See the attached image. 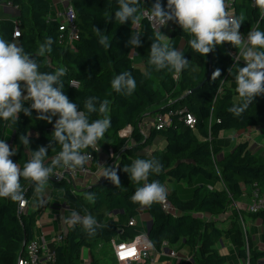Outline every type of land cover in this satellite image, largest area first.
Instances as JSON below:
<instances>
[{
    "label": "trees",
    "instance_id": "16d2710c",
    "mask_svg": "<svg viewBox=\"0 0 264 264\" xmlns=\"http://www.w3.org/2000/svg\"><path fill=\"white\" fill-rule=\"evenodd\" d=\"M146 1L155 3V0ZM1 3L15 7L18 14L15 19H0V38L12 42V33L17 27L21 33L18 43L37 59L40 71L54 72L58 67H65L67 75L63 77V92L80 110H84V101L91 96L101 102L109 101L106 115L111 119V127L98 140L99 151L89 147L84 152L91 153L97 161V157L110 148L112 156L106 158L103 166L117 168L120 184L115 185L103 178L78 191L70 182L49 178L53 190L63 191L62 197L71 209L82 216L91 215L97 221L94 233H89L81 223L71 227L66 224L61 239L53 241L52 264H80L82 248L89 249L93 256L95 247L103 242L110 244L112 238L132 239L143 228L128 222L143 208L151 216L146 234L155 249L160 248L162 241L169 243L168 251L181 244L189 247L191 257L179 258L175 264H225L227 256L220 255L213 246L223 235H232L239 257H244L240 217L258 220L264 233V210L250 212L236 210L233 206L243 197L244 191L249 199L253 190L264 191V150L253 153L247 141H239L225 152L222 159L214 161V157L222 149L219 142L222 130L264 126V95L257 96L239 117L228 111L233 105L242 103L236 91L235 77L238 69L245 65L230 71L223 81L229 62L225 51L216 46L211 59L210 53L202 55L194 51L188 34L177 23L169 21L172 26L171 31L167 30L170 47L173 49L177 37H184L187 42L186 48L180 52L188 59L189 66L175 81L173 71L167 68L157 71L149 63L151 43L161 32H155L146 19H142L137 30L132 29L131 21L119 24L114 19L117 0H68L75 12L79 34V39L74 42L75 50L61 41L59 20L51 10V0H0ZM161 3L166 8L167 0H161ZM241 9L249 26L258 22L255 30L264 31V16H260L259 8L252 6L249 0H237V15ZM136 32L141 34V46L134 48L128 41ZM100 35L108 37L110 47L99 44ZM49 37L53 40L52 51L43 57L37 56L39 46ZM134 54L141 59L140 70L133 63ZM216 69H220L221 76L213 80L212 73ZM124 71L131 72L136 80L137 87L131 95L117 93L111 87L112 79ZM71 80H77L79 86H70ZM235 96L237 100H234ZM30 103L26 101L24 107H30ZM186 113L194 117L193 126L185 123ZM157 114H166L170 123L162 129L151 124L144 132L141 123ZM38 115L35 110L31 116L21 112L16 123L0 118V140L5 141V135L10 133L9 146L17 149L11 159L21 168L31 158L32 151L41 146L52 145L48 147L44 160L46 166L51 165L61 150L60 145L52 141L53 124L58 117L49 124L38 119ZM101 118L103 116L98 111L89 115L90 122ZM128 125L131 126L130 133L120 135ZM22 134L28 135L29 147L20 143ZM156 136L163 138V149H152ZM136 159H155L162 166L158 174L149 173L147 183L158 181L162 186L166 183L176 186L185 182L192 186L186 199L180 197L175 188L166 195V201L176 209V214L167 211L161 202L141 206L131 201L130 197L145 182L131 180L130 173L124 172L123 168L131 167ZM61 169L57 167L54 171ZM197 177H204L202 179L211 181V184L220 182L221 188L210 189L206 184L198 183ZM20 182L25 198H30L35 185L24 178ZM89 194L94 195L91 201L86 198ZM37 219V210L18 212V202L0 197V264H16L18 256H25L22 243L25 241L26 245L33 238ZM254 252L249 249L250 264L255 262ZM94 263L95 258L90 264Z\"/></svg>",
    "mask_w": 264,
    "mask_h": 264
},
{
    "label": "clouds",
    "instance_id": "9594fccd",
    "mask_svg": "<svg viewBox=\"0 0 264 264\" xmlns=\"http://www.w3.org/2000/svg\"><path fill=\"white\" fill-rule=\"evenodd\" d=\"M140 2L141 0H117L115 21L119 24L131 21L132 26L138 27L142 19L146 18L158 30L169 21L175 22L184 32L194 37L189 41L190 46L202 55L209 54L216 46L225 42L240 49L239 55L246 63L238 69L235 80L236 91L242 103L230 107L229 112L239 117L257 96L264 95V31H249L245 42L239 31L241 21L226 10V0H167L166 8L161 0H155L151 9L143 10L139 8ZM254 4L264 16V0H254ZM97 32L100 30L97 29ZM20 35L16 31L12 42L0 38V118L16 123L21 112L31 116L32 110L39 114L38 119L49 124H53V118L58 117L53 124L52 141L61 147L50 166H46L44 160L48 147H52L51 143L47 147L41 146L32 151L31 158L21 168L11 159L17 154V149L10 148L4 140H0V197L10 198L24 206L25 193L21 178L33 183L35 192L40 193L54 175L55 168L83 170L91 158L84 150L91 147L99 151L97 142L111 127V119L106 115L109 112L107 99L101 102L95 96L88 97L84 101V110H80L76 103L70 101L63 92V77L67 75V69L61 66L54 72L40 71L37 59L18 43L17 38ZM140 36L136 32L128 43L134 48L140 47ZM98 42L106 48L110 47L109 39L105 35H100ZM52 44L53 40L49 37L39 46L36 55L43 57L50 53ZM149 56V63L157 71L167 68L178 75L189 66L188 59L180 51L172 49L161 35H157L152 41ZM220 76V69L212 73L213 80ZM111 87L117 93L131 95L137 85L131 72L124 71L112 79ZM26 101L31 102L30 107H24ZM97 111L103 118L90 122L89 115ZM19 140L22 145L29 147L28 135L22 134ZM161 167L155 159H136L131 167L123 168L124 172L130 173L131 180L136 183L145 182L130 197L132 202L151 206L154 202L165 201V188L158 181L147 183L149 173L158 174ZM101 177L115 185L120 184L116 167L101 166L97 178ZM86 198L91 201L94 195L89 194ZM65 223L70 227L81 223L89 233H94L97 221L91 215L81 217L72 212Z\"/></svg>",
    "mask_w": 264,
    "mask_h": 264
},
{
    "label": "built area",
    "instance_id": "2783aa9c",
    "mask_svg": "<svg viewBox=\"0 0 264 264\" xmlns=\"http://www.w3.org/2000/svg\"><path fill=\"white\" fill-rule=\"evenodd\" d=\"M62 4V9L56 13V17L59 20V26L58 29L61 32V41L65 46H68L69 48L75 50L74 42L79 39L78 29L75 24V12L73 10V7L68 3V0H59ZM249 3L252 6H255L254 0H249ZM237 4V0H226V10L233 16L239 18L240 14L243 12L247 21L246 14L243 9H241L240 13L237 15L235 6ZM153 3L151 1H143L142 6L140 9H151ZM260 16H262L260 10H259ZM146 19V18H145ZM147 20V19H146ZM148 21V20H147ZM150 23V22H149ZM257 23H254L251 27V30H255ZM248 24V21H247ZM153 30L157 33L161 32L162 27L158 30L156 27H154L152 24H150ZM168 31L172 30V26L167 23L165 25ZM139 28L136 26H132L133 30H137ZM18 31V28L16 27L12 33V38L14 33ZM243 40L247 41V34H242L241 31L242 25L239 29ZM188 34V33H187ZM189 40H191L192 37L190 34H188ZM223 51L228 55L229 62L228 67L226 69L224 79L227 76V74L230 73V71L235 70L237 67L241 65H245V61L243 60V57L239 55L240 50L233 47L230 43H223L219 45ZM180 73L178 75L172 74V77L175 81L179 79ZM222 81V82H223ZM70 86L74 85V87L79 86V82L77 80H71ZM73 87V86H72ZM185 123L189 126H193L195 123V119L191 114L186 113L185 115ZM151 124L154 125L157 129H162L166 125L170 123V119L166 114H157L151 119ZM131 131V126H126L124 129L120 131V135H127ZM90 154V160L87 164L84 165L83 170L80 168H77L75 170H67L65 168H62L61 170L54 171V175L50 178L54 181L59 180H65L67 182L72 183L74 186L79 185L80 188L86 187L89 185V181L94 176V167L99 169L101 166L104 165V161H100L97 157V161H94V156L91 153ZM106 158L112 156V150L109 148L108 151L105 153ZM252 198L249 204V211L255 212L256 210H264V191L259 192L257 189L253 190L252 192ZM27 206V199L25 198V204L24 206H21L20 203H18V212H26L25 208ZM79 215V214H78ZM80 216V215H79ZM129 225H140L138 224V221L136 218H131L128 222ZM242 230L244 234V244H245V256L241 258V264H250L249 259V252H248V236L245 229V226L242 224ZM53 241L57 240L59 241L61 239V234H55L53 236ZM46 239L43 235L37 236L35 233V230H33V238L25 245V256L20 257L17 264H52L54 261V253L48 248ZM110 245L113 250V254L115 257V260L118 264H133V263H143L146 261H149L151 264L154 263V260L152 259V256L154 255H162L167 256L168 258L174 259L177 257V253L174 249H170L168 252H165L164 249L169 248V243L167 241H162L160 248L155 249L153 245L151 244L150 240L148 239V236L144 230H142L140 233L135 235L130 240H117L112 238L110 240Z\"/></svg>",
    "mask_w": 264,
    "mask_h": 264
},
{
    "label": "crops",
    "instance_id": "0c3cea01",
    "mask_svg": "<svg viewBox=\"0 0 264 264\" xmlns=\"http://www.w3.org/2000/svg\"><path fill=\"white\" fill-rule=\"evenodd\" d=\"M8 4V3H7ZM10 5V4H9ZM11 6V5H10ZM62 9V4L60 3L59 0H51V10L54 13L59 12ZM18 14V11H17ZM16 14V16H17ZM15 16V18H16ZM10 17V16H9ZM14 18V19H15ZM8 19V18H6ZM10 19V18H9ZM134 62H140L138 66L142 68V62L141 59L134 54L133 55V63ZM151 119H146L141 123V126H144L142 129L144 132L147 130L148 126L151 125ZM143 124V125H142ZM142 128V127H141ZM197 135V134H196ZM163 141V138L161 136H156L153 144L156 143L158 144L157 148L160 147V143ZM239 141H247L250 145V151L251 152H256L260 150H264V126L260 127H247V128H242L238 130H223L222 133H219V142L222 145L221 151L215 155L214 161H218L222 159L223 155L225 152H228L231 150V148L236 145ZM11 143V142H10ZM8 143V145H10ZM154 146V145H153ZM152 146V147H153ZM149 151V148L146 149ZM223 152L222 156H219L220 153ZM100 161H104L106 157L104 155H100L98 158ZM97 173L98 169L94 167V176L91 178L89 181L90 184L97 183L103 179L97 178ZM216 174L219 175L217 169H216ZM196 181L198 183L206 184L208 188H221V183L220 182H215L214 184H211V181H207L205 179H202L201 177H197ZM182 182H179L174 186L175 184H169L166 183L163 185L171 186L173 190L174 188H177V185H180ZM74 190L75 188L80 191L85 187L80 188L79 185L76 184V186L72 185ZM78 187V188H77ZM87 187V186H86ZM174 187V188H173ZM170 190V191H171ZM177 190V189H176ZM169 191V192H170ZM166 191V195L169 193ZM178 193V192H177ZM179 194V193H178ZM190 195V194H189ZM189 195L186 194V198L189 197ZM63 191L60 189H55L53 190L52 184L51 185H45L44 189L42 192L37 193L35 190L32 192L30 198L27 199V206L25 208V211H33L37 210L38 211V219L36 221V225L34 227L35 233L37 236L43 235L44 238L47 240V246L48 248L52 251L53 247V236L55 234H63V232L66 231V223L65 220L71 217L72 212H76L79 214L81 217L82 216L80 213L77 211L73 210L70 208V206L66 203V201L63 199ZM180 197H182L179 194ZM37 198V201H32V199ZM184 198V197H182ZM185 199V198H184ZM251 199L247 198L246 196V191L243 193V197L238 200L234 204V208L237 209H243L245 211H249V204H250ZM163 207L171 212L172 214H176L177 211L174 207H172L165 199L164 202H162ZM138 218L142 221H140L141 226L143 230L146 232L149 228L150 221L145 215H137ZM241 225L243 224L245 226L246 232H247V238H248V252L249 249H252L256 253L255 256V262L254 264H264V233H263V226L262 224L257 220H255L252 217H246L244 218L241 215ZM56 220L57 225L53 224L50 222ZM143 219L146 220V222H143ZM138 221V220H137ZM55 231V232H54ZM54 234V235H53ZM214 248L218 251L220 255H225L227 256V262L225 264H241V257L238 255V246L234 243L232 235H223L219 241H216L214 243ZM243 247H245V244H243ZM165 252H168V249H164ZM109 252L112 255L113 250L111 245L109 246ZM192 253L189 250V247L186 245H182L181 248L177 252L178 257H183V258H189L191 257ZM113 260L115 264H118L117 261L114 259V256L112 255ZM96 259L95 255H91L89 249L87 248H82L80 250V264H90L92 262V259ZM152 259L154 260L153 264H174L168 258L167 256H162V255H154L152 256ZM133 264H146V262L143 263H133ZM149 264H151L149 262Z\"/></svg>",
    "mask_w": 264,
    "mask_h": 264
},
{
    "label": "rangeland",
    "instance_id": "374dc122",
    "mask_svg": "<svg viewBox=\"0 0 264 264\" xmlns=\"http://www.w3.org/2000/svg\"><path fill=\"white\" fill-rule=\"evenodd\" d=\"M16 14H17V9L15 7L10 6L7 3H1L0 4V19H3V18L14 19ZM239 19L241 21V25H242V29H243V31H241V32H242V34L245 33V35H246L249 32V30L251 29V27L248 26L246 18H245V15H244L243 12L240 14ZM159 35L164 37V41L165 42H167V43L169 42V35L170 34L168 33L166 26H162L161 33ZM186 46H187V42H186L184 37L175 38L174 41H173V45H172L173 49L178 50V51H181L182 49H185ZM237 49L240 50L239 48H237ZM139 64H140V62L139 63L138 62L137 63L134 62L135 68L140 70L142 68L140 66H138ZM234 100H237V96L234 97ZM141 127H142V129L144 128V126H141ZM227 131L231 132V130H227ZM222 132H223V130L220 133H222ZM5 142L7 144L11 142V135H10L9 132L5 135ZM153 145L154 146L152 147V149L157 148V146H158V144H156V143H154ZM163 147H164V143L162 141L160 143V147H158L157 149H163ZM103 155L105 157V153H103ZM222 155H223V152L219 154V156H222ZM202 178H204V177H202ZM45 185H51V182L47 181ZM164 188H165V190L167 192H169L172 189V187L168 186V185H165ZM191 188H192V186L186 184L185 182H182L180 185H177L176 189H177V192L182 197H184L186 199V194L187 195L191 194ZM34 200L37 201V198L33 197L32 201H34ZM139 214L145 215V217H147L149 219V221L151 222V216L148 214V212L144 208L140 211ZM135 218H136V220H138V224L141 225L140 221H142V220H140L138 218V216H136ZM54 221L50 220V222L52 224L54 222V224L57 225L56 220H54ZM144 221L146 222V220L143 219V222ZM57 227H58V225H57ZM182 245L183 244H181L179 246L177 245L176 247L173 248L176 251V253L178 252V250L181 248ZM109 246H110L109 242H103V243H101L100 245H98L97 247H95L92 250L93 255H95V257H96L94 264H115V262L113 260V257H112V255L109 252ZM179 258H183V257H178L177 256L174 259L170 258V260L172 262H174V264H175Z\"/></svg>",
    "mask_w": 264,
    "mask_h": 264
},
{
    "label": "water",
    "instance_id": "95a60500",
    "mask_svg": "<svg viewBox=\"0 0 264 264\" xmlns=\"http://www.w3.org/2000/svg\"><path fill=\"white\" fill-rule=\"evenodd\" d=\"M210 59H211V52H210ZM209 63H210V61H209ZM111 165L114 166V163H112ZM18 203H19V202H18ZM25 243H26L25 241L22 243V249L25 247ZM19 258H20V256L17 257L16 264H17Z\"/></svg>",
    "mask_w": 264,
    "mask_h": 264
}]
</instances>
